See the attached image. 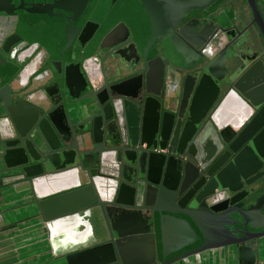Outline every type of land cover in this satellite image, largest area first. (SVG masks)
I'll return each instance as SVG.
<instances>
[{
    "label": "water",
    "instance_id": "1",
    "mask_svg": "<svg viewBox=\"0 0 264 264\" xmlns=\"http://www.w3.org/2000/svg\"><path fill=\"white\" fill-rule=\"evenodd\" d=\"M144 1L94 0L74 20L86 0H0V231L39 217L49 236L54 223L82 218L80 232L49 239L60 256L44 264H155L152 214L166 211L177 234L203 235L200 249L233 246L252 261L264 231L249 228L264 224V192L237 184L264 175V86L258 75L249 87L243 80L264 64L218 78L207 69L222 45L211 23L159 33L152 19L137 23L150 13ZM118 24L132 48L113 39ZM90 209L106 228L98 242L85 230Z\"/></svg>",
    "mask_w": 264,
    "mask_h": 264
},
{
    "label": "crops",
    "instance_id": "2",
    "mask_svg": "<svg viewBox=\"0 0 264 264\" xmlns=\"http://www.w3.org/2000/svg\"><path fill=\"white\" fill-rule=\"evenodd\" d=\"M213 1L214 0H207L204 4L208 5ZM234 19L240 21V19ZM219 20L225 22L226 16H222ZM254 32L255 30L251 28L248 34ZM242 34H244V32ZM241 41L240 38L235 46L230 47L228 51L229 55L220 59L219 65L210 66L207 69L213 72L218 78L223 77L225 75L224 73L227 72L232 77L237 75L240 70L244 69V67L258 55V51L254 49L255 46H251L248 43H241ZM195 58H199V56ZM1 75L0 72V77ZM16 203L15 201L5 204L1 206V209ZM95 211L97 212V210ZM92 212L93 209H90L89 213ZM164 212L165 213L157 210L154 211L152 214V223L150 225V231L154 234L155 264L168 263L176 258H179V260L170 262L169 264H264V239L260 242L257 257L252 261L238 259L236 249L233 246L200 249L204 243V237L195 227L194 231L196 236L187 239V241L190 240V242H186L187 244L185 247H180L181 244L175 245L174 242L169 241L168 236H166L167 233L165 232L172 228L174 222L168 220V213L166 211ZM27 214L22 213L20 217ZM97 216L98 222H96V225L88 220L85 228L87 231V238L95 240L94 242L101 241L107 236L104 220L100 214L97 213ZM81 223H84V219L81 218L79 220L76 219V217H68L61 222L49 226L48 236L47 231L43 229L44 227L41 219L37 217L19 222L14 228L0 231V264H44L54 260V258L57 259V257L60 256L57 253L58 248H56L55 253H51L48 245L49 239L54 240L58 238L59 234L63 231L67 234L80 232L82 228ZM96 226H98V228H103L98 231ZM82 241L83 240L80 239L79 242ZM55 264H62V261L56 260Z\"/></svg>",
    "mask_w": 264,
    "mask_h": 264
},
{
    "label": "flooded vegetation",
    "instance_id": "3",
    "mask_svg": "<svg viewBox=\"0 0 264 264\" xmlns=\"http://www.w3.org/2000/svg\"><path fill=\"white\" fill-rule=\"evenodd\" d=\"M27 1L28 0H25L24 4H26ZM74 1L79 3L80 0H74ZM93 1L94 0H86L85 5L82 8V11L75 17V19L71 17V20H69V22H73V19L74 20L79 19L81 16L87 14ZM252 1L255 3L256 8L259 10L260 12L259 14L263 16L264 18L263 11H262L264 0H252ZM213 2L206 5L205 7L201 9H198L195 13L191 14L190 16L184 17L183 20L179 23V25L173 26V28H171V30H169L165 34L166 35L173 34V33L177 34V29L181 27L182 25H183L182 31L186 33H189L194 26H197V27L205 26L203 27V30L206 31L208 29L207 24L211 23L212 32H217L214 43L222 42L220 49L216 51H212L214 58L221 57L220 59H222L224 58V56L229 55L228 51L230 47L235 46L236 42L241 38L242 40L241 43H244V44L248 43L251 46H255L254 49L258 51V55L253 60H251L244 67V69L249 64H251L253 61H255L257 58H260L262 60V63L264 64V37H262L261 32L259 31L258 27L255 25L253 21L254 13H253V10L251 9V6L248 4V1L247 0H214ZM54 11L56 12L61 11L63 13L66 12V10H63L61 8H57V9L55 8ZM224 15L226 16V21L222 22V20H219V19H221V17ZM53 16L58 18V15L53 14ZM234 18L240 19V21ZM251 28L254 29L255 32L248 34V31ZM243 32L244 34H242ZM113 35H114L113 39L118 40L117 43L123 42L121 44L122 46L125 44H128L129 45L128 47L132 48L133 42L130 39V37L132 36V33L130 32L127 24L126 25L118 24L113 31ZM224 38H225V41H223ZM214 43L211 44L210 46L205 47L204 51L209 53L210 49L213 48ZM147 44L149 45V48L154 51L152 54H154L156 50L158 51L161 49L160 40L149 41ZM183 47L185 48V54H188L189 48L187 47V45H184ZM202 47L203 45L196 46L197 49H201ZM122 53H125V52H122ZM152 54H148V56ZM125 55L126 54H124L123 56ZM127 57L132 59V56L130 55H128ZM178 57L182 58L184 57V55L180 53L178 54ZM242 70H240L239 73ZM239 73H237V75ZM224 74L225 75L224 76L222 75V76L226 77L227 79H233L234 77L237 76L235 75L232 77L228 72ZM257 75L259 76L258 77L259 83H261L264 86V71L259 66L255 70H253V74L251 76H249L245 81L243 80V83L246 84L245 86L247 87L251 86L255 82V77ZM259 98L255 96L256 100H258ZM258 170L259 171L264 170V164H260V167L258 168ZM259 179L260 181L257 182V185L255 184L256 182L250 185H245L241 181H238L237 189L238 190H242L243 188L250 189V187L256 186L257 188L254 191L256 192L254 193V196L260 195L264 192V175H262L261 178ZM162 212L165 213L164 211ZM234 218L235 216L233 217V219ZM226 220L230 221L229 218ZM258 221H262V219ZM224 227L227 230H229L232 234H236V235H241L240 233H237L236 228H239L238 230L241 232L243 231V227L240 224H238L237 226H234V224L227 222V223H224ZM249 231H255V232L264 231V224L255 229L249 228Z\"/></svg>",
    "mask_w": 264,
    "mask_h": 264
},
{
    "label": "rangeland",
    "instance_id": "4",
    "mask_svg": "<svg viewBox=\"0 0 264 264\" xmlns=\"http://www.w3.org/2000/svg\"><path fill=\"white\" fill-rule=\"evenodd\" d=\"M181 0H145L141 7L143 10L149 11V15L143 13V18L140 20L139 23L140 26H144L146 23L147 19H152L153 22L155 23V27L157 30L156 32L162 33L171 26H177L179 25V22H181V14L185 13L183 15L184 17L190 16L191 14L195 13L198 9H201L205 7L207 0H187L188 3L183 6L179 3ZM182 2V1H181ZM183 3V2H182ZM148 8V9H147ZM124 12L122 13H115L116 17H122V15H127V10L124 8ZM133 14L136 15L138 14L137 8L135 5L133 6L132 9ZM180 10L182 12H180ZM130 12V11H129ZM142 15V14H141ZM126 17V16H125ZM172 26V27H173ZM221 58V57H220ZM220 58L217 60V65H219ZM87 219L96 225V222H98V216L97 213L92 212L87 216ZM180 223V222H179ZM181 224V223H180ZM174 228V229H173ZM96 229H98V226H96ZM167 233L166 236H168V239L170 242H174L175 245H180V247H185L186 242H187V236L183 235L181 236L180 234L176 233V228L172 227L168 231H165ZM177 243V244H176Z\"/></svg>",
    "mask_w": 264,
    "mask_h": 264
}]
</instances>
